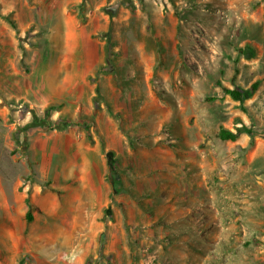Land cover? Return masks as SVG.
<instances>
[{
  "label": "rangeland",
  "instance_id": "1",
  "mask_svg": "<svg viewBox=\"0 0 264 264\" xmlns=\"http://www.w3.org/2000/svg\"><path fill=\"white\" fill-rule=\"evenodd\" d=\"M4 199L1 264H264V0H0Z\"/></svg>",
  "mask_w": 264,
  "mask_h": 264
},
{
  "label": "trees",
  "instance_id": "2",
  "mask_svg": "<svg viewBox=\"0 0 264 264\" xmlns=\"http://www.w3.org/2000/svg\"><path fill=\"white\" fill-rule=\"evenodd\" d=\"M112 15L115 14V9H112L111 12ZM241 54L246 53L248 56L246 57H252V52L249 48H245L244 52L240 51ZM257 83H253L249 88L243 90V89H222V92L224 95L228 96L232 101L238 102L240 105L243 104V102L250 98L254 92L256 91ZM73 124H69L67 126H72ZM65 124L63 126L57 127L59 130L63 129ZM243 133L247 135H251V132L244 127L237 128L235 132H230L226 129H220L218 132V137L222 141H235L239 138L240 135ZM25 220L27 222H30L32 220L31 212L28 210V212L24 216Z\"/></svg>",
  "mask_w": 264,
  "mask_h": 264
},
{
  "label": "crops",
  "instance_id": "3",
  "mask_svg": "<svg viewBox=\"0 0 264 264\" xmlns=\"http://www.w3.org/2000/svg\"><path fill=\"white\" fill-rule=\"evenodd\" d=\"M106 142H107V148L110 147L109 149H113L115 147L114 144H109V142L107 140H106ZM120 143H121V141H120ZM120 143L118 144V147L120 146ZM107 158H108L107 160L109 161L110 157L107 156ZM111 165H112L111 162H108V164H107L108 172L111 171ZM3 201H6V200L4 199V200L0 201V208H2V211H1L2 218L1 219L3 220V222H5V221L7 222L4 226H2L3 234H5L7 239L14 242L16 239V233H15V230L12 227H10L8 224L9 218L11 217V215L9 214V211H7L5 208L2 207ZM5 203L8 206V202L6 201ZM89 222L91 223V228H93L94 232L96 233V237L98 236L99 233H102L101 234V242L103 241V246L101 245L100 249H102V250L104 249L106 251V249L109 248V251H112L111 248L116 247V244L113 243L114 234L110 231L103 232L104 228H105L104 222H98L97 220H95V218L90 219ZM117 245H118V247L121 246V244H117ZM12 264H20V263H18L14 260Z\"/></svg>",
  "mask_w": 264,
  "mask_h": 264
}]
</instances>
